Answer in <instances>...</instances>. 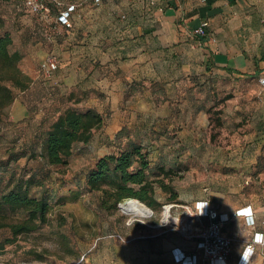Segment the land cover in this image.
<instances>
[{
    "label": "crops",
    "instance_id": "crops-1",
    "mask_svg": "<svg viewBox=\"0 0 264 264\" xmlns=\"http://www.w3.org/2000/svg\"><path fill=\"white\" fill-rule=\"evenodd\" d=\"M69 3L77 6L72 27L62 31L54 45L50 41V46L38 43L32 56L39 64L53 52L59 59L58 70L49 79L34 65L22 70L32 79L23 92L27 100L20 101L27 112L45 98L71 93L89 97L91 93L95 97L90 100L91 107L101 115L110 113L104 123L108 133L127 137L129 131L147 122L150 112L166 127L174 126L173 113L188 112L186 127L195 126L196 90L220 86L224 95H232L226 105H238L243 96L256 97V116L264 121V87L259 83L264 78V0ZM204 23L205 35H195ZM185 137V132L179 136L183 147L195 140L194 136ZM202 191L185 196L194 201L191 210L205 202L219 215H228L223 232L235 239L228 264H238L246 244L261 226L258 222L254 229L235 214L254 205L232 200L219 204L206 187ZM204 222L209 220L204 218ZM197 244V239L188 241L170 230L124 241L98 238L91 264H181L175 250L192 255L198 253ZM261 263L264 258L258 252L250 264Z\"/></svg>",
    "mask_w": 264,
    "mask_h": 264
},
{
    "label": "rangeland",
    "instance_id": "rangeland-1",
    "mask_svg": "<svg viewBox=\"0 0 264 264\" xmlns=\"http://www.w3.org/2000/svg\"><path fill=\"white\" fill-rule=\"evenodd\" d=\"M21 1L0 0V17L4 21V30L12 36V51H19L23 56L20 69L28 70L34 65L40 71L43 60L38 64L37 58L33 60L32 56L38 50V43L44 46H50V43L39 30L35 17L26 10L15 11L17 2L20 4ZM53 20V16L42 19L48 34ZM220 88L206 90L198 87L196 90L199 103L195 126L186 127L189 114L182 111L173 113L176 120L172 127L157 121L150 112L147 122L140 123L133 130L135 133L129 131L127 137L110 135L104 124L88 144L75 145L68 164L61 167L49 166L41 156L45 133L58 111L67 107L78 111L91 109L90 100L95 98L94 95L72 97L67 94L56 99L45 98L33 104L32 111L27 112L20 104L27 97L17 91L16 101L0 117V196L19 179L31 177L34 185L30 195L37 198L45 195L49 199V222L38 232L23 235L16 243L7 246L0 254V264H91L98 238L117 237L124 241L159 235L164 230L178 234V223L163 222L164 207L173 206L169 212L173 219L187 216L194 201L185 196L203 194L204 187L212 194L214 202L220 204L223 200H232L252 204L258 219L264 220V121L256 116V97L243 96L238 105H226L222 102L225 92ZM216 109L222 110L219 116L221 127L214 123L218 117L214 114ZM208 110L212 112L208 114ZM192 114L193 111L191 119ZM102 115L105 123L110 113ZM183 132L188 136L186 140L194 136L195 142L191 141L185 147L179 145V136ZM131 135L137 143L146 146L152 180L161 176V170L173 172L166 183L171 182L178 199L170 201V195L156 184L155 207L152 209L142 203L152 211L150 218L131 217L119 208L113 213L102 211L99 208L101 194L88 191L86 186V177L97 160L128 149V141L133 139ZM183 149L184 153L180 154ZM188 150L191 155L186 154ZM182 156L185 158L180 161ZM9 215L15 222L19 218ZM9 237V230L0 228V241Z\"/></svg>",
    "mask_w": 264,
    "mask_h": 264
},
{
    "label": "trees",
    "instance_id": "trees-1",
    "mask_svg": "<svg viewBox=\"0 0 264 264\" xmlns=\"http://www.w3.org/2000/svg\"><path fill=\"white\" fill-rule=\"evenodd\" d=\"M24 2H17L16 12L26 10ZM26 13L37 19L39 30L48 39L49 30L44 26L41 15ZM51 16L54 17V14ZM12 45V36L4 30V21L0 17V117L16 100V92H25L32 83V79L19 67L22 54L12 51ZM70 95L79 96L74 93ZM231 98V94L226 95L222 102L226 104ZM211 112L212 110H208V114ZM221 113V109L214 111L218 116L214 122L216 127L222 126L219 118ZM56 115L41 143V156L49 166L61 167L68 164L75 145L88 144L94 134L102 129L104 117L94 109L78 111L70 107L62 112L58 111ZM128 142V149L99 158L86 177L88 191L101 194L99 208L113 213L120 204L132 199L153 209L157 204L156 184L170 195V201H176L177 192L171 182L166 183V179L171 178L173 172L161 170V166V176L152 180V167L147 159L146 146L135 140ZM33 185L31 177L19 179L8 192L0 196V228L10 232L9 238L0 241V254L7 246L16 243L19 237L38 232L49 222V199L45 195L32 197L30 192ZM9 213L19 217L16 222L10 218ZM38 258L43 259L41 255Z\"/></svg>",
    "mask_w": 264,
    "mask_h": 264
},
{
    "label": "built area",
    "instance_id": "built-area-1",
    "mask_svg": "<svg viewBox=\"0 0 264 264\" xmlns=\"http://www.w3.org/2000/svg\"><path fill=\"white\" fill-rule=\"evenodd\" d=\"M100 2L101 0H95L96 4ZM24 8L32 14L41 15L42 19L52 17L51 15L54 14V20L49 24L51 33L48 35V40L52 45L56 43L57 36L62 31L72 27V20L77 12L76 4L65 3L63 0H25ZM206 27L207 24L204 23L194 31V34L198 36L205 35ZM58 64L57 55L53 52L49 53L40 65L41 74L46 78H51L58 70ZM259 83L264 87V78L259 79ZM204 203L200 202L197 204L196 209L191 211L186 207L185 209L188 210L187 216L182 215L169 222L171 225H173V222L179 224L178 233L186 240H198V253L186 256L184 253L175 250V257L181 264H228L235 239L225 235L223 228L230 218L226 214L219 215ZM172 207L171 205L165 206L164 211L168 209L170 212ZM235 215L246 220L250 227L254 228L258 222L261 226V230L254 231V236L245 246L243 254L246 249L251 250L247 264L251 263L258 252L264 258V220L260 221L258 219L257 211L251 206L237 211ZM204 218L209 220L207 224L204 222ZM238 264H244L241 257Z\"/></svg>",
    "mask_w": 264,
    "mask_h": 264
},
{
    "label": "bare ground",
    "instance_id": "bare-ground-1",
    "mask_svg": "<svg viewBox=\"0 0 264 264\" xmlns=\"http://www.w3.org/2000/svg\"><path fill=\"white\" fill-rule=\"evenodd\" d=\"M120 210L124 214L135 218H150L152 216V211L147 206L132 199L122 203ZM171 221H174V219L170 216L169 210L166 209L164 212L163 222L169 223Z\"/></svg>",
    "mask_w": 264,
    "mask_h": 264
},
{
    "label": "clouds",
    "instance_id": "clouds-1",
    "mask_svg": "<svg viewBox=\"0 0 264 264\" xmlns=\"http://www.w3.org/2000/svg\"><path fill=\"white\" fill-rule=\"evenodd\" d=\"M250 255H251V250L246 249L245 253L241 256V260L244 262V264H247V260Z\"/></svg>",
    "mask_w": 264,
    "mask_h": 264
},
{
    "label": "water",
    "instance_id": "water-1",
    "mask_svg": "<svg viewBox=\"0 0 264 264\" xmlns=\"http://www.w3.org/2000/svg\"><path fill=\"white\" fill-rule=\"evenodd\" d=\"M136 201H138V200H136ZM118 208H119V209L121 208V204L118 206Z\"/></svg>",
    "mask_w": 264,
    "mask_h": 264
}]
</instances>
